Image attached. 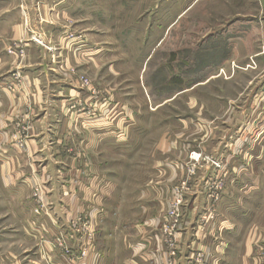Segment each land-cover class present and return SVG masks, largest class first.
I'll return each instance as SVG.
<instances>
[{
    "label": "crops",
    "instance_id": "obj_1",
    "mask_svg": "<svg viewBox=\"0 0 264 264\" xmlns=\"http://www.w3.org/2000/svg\"><path fill=\"white\" fill-rule=\"evenodd\" d=\"M86 1L0 0V264H71L54 248V238L66 234L76 248L69 221L88 212L97 223L109 214L105 209L111 204L116 185L109 173L101 171L96 159L100 147L113 148V125L109 126L104 118L92 120L83 111L93 103L105 115L102 102L114 99L89 96L78 85L69 83L52 63L54 55L62 57L58 58L62 67L68 64L65 56L84 65L93 60L92 47L81 53L84 37L73 29L74 39L66 41L70 28L62 25L71 18L77 24ZM216 2L220 0H208L203 5ZM255 23L264 28L263 18ZM44 29L51 31L46 41L53 48L50 53L30 44L21 64L16 56L5 53L11 42L27 40L29 33L38 34ZM238 56L237 64L246 65L247 59ZM225 61L224 56L204 65V69ZM251 71L253 98L238 101L236 117L247 139L241 136L240 143L231 146L225 134L235 128L226 126L218 133L216 144L210 137L202 143L201 151L222 161L228 172L217 206L219 221L226 223L207 237L196 238L195 223L205 205L204 187L212 177L210 167L203 166L189 200L188 227L182 233L178 253L175 258L165 255L155 222L161 217L169 189L182 175L181 163L195 150L165 149L160 154L165 160L159 159L154 165L156 175L164 177L154 178L149 190L141 194L153 197L156 213L150 221L133 228L128 225L118 232L100 230L95 242L101 255L97 264H189L191 249L210 253L217 264H264V54L253 55ZM234 72L233 79L237 80L243 71ZM181 80H170L168 83L173 84L162 89V94L185 86ZM117 103L127 109L124 103ZM220 103L215 102L217 106ZM249 103L250 108L253 105L252 114L242 110ZM34 186L46 194V213L38 210L32 198Z\"/></svg>",
    "mask_w": 264,
    "mask_h": 264
},
{
    "label": "rangeland",
    "instance_id": "obj_2",
    "mask_svg": "<svg viewBox=\"0 0 264 264\" xmlns=\"http://www.w3.org/2000/svg\"><path fill=\"white\" fill-rule=\"evenodd\" d=\"M173 1L174 4L169 5L170 0H95L94 4L87 0L77 24L71 18L62 25L70 28L66 41L74 39L73 29L84 37L81 53L92 47L93 60H87L84 65L65 56L66 67L59 64L61 56L54 55L52 60L69 83L80 85L81 78L87 79L92 87H97L96 98L107 95L114 99L113 148L100 147L96 162L104 174L109 173L116 190L109 208L105 209L109 214L96 223L94 244L100 230L118 232L128 225L133 228L152 219L157 211L154 199L141 194L149 190L154 178L164 177L156 175L154 168L156 161L165 160L160 155L162 150L195 149L181 163L182 175L169 189L161 217L155 222L159 243L168 258L176 257L182 233L188 227L189 200L200 180L199 170L203 166L210 167L201 162L193 169L189 155L196 152L217 159L201 151L202 143L210 137L211 143L216 144L218 133L226 126L236 130V134L233 129L225 134L231 146L240 143L241 136L247 139L236 120L237 105L240 99L253 98L249 82L253 75V55L264 54V28L255 23L257 19H264V0H220L206 5L203 2L208 0ZM23 21L25 23V18ZM47 33L51 31L29 33L27 40L19 39L6 46L5 53L16 56L19 64L25 59L30 44L50 53L53 48L46 42ZM257 37L261 40L257 41ZM238 55L247 59L246 65L237 64ZM224 56L225 62L204 69V65ZM79 65H82L80 70ZM237 70L243 72L234 80ZM170 77L183 79L185 86L162 94L168 84H173L168 83ZM117 102L124 103L127 109L121 111ZM215 102H221L220 106ZM242 110L252 114L253 105L250 108L249 103ZM211 171L214 178L215 172ZM184 182L187 187L181 191ZM210 186L207 183L204 187V209L195 223L197 239L207 237L212 231V222L202 220L206 212L211 209L219 215L217 206L222 191L214 193ZM177 192L181 199H177ZM81 215L90 217L88 212ZM170 216L180 218L174 238L169 236ZM59 236L61 234L54 240ZM67 237L69 242L73 241ZM204 252L191 249L189 264L198 253Z\"/></svg>",
    "mask_w": 264,
    "mask_h": 264
},
{
    "label": "built area",
    "instance_id": "obj_3",
    "mask_svg": "<svg viewBox=\"0 0 264 264\" xmlns=\"http://www.w3.org/2000/svg\"><path fill=\"white\" fill-rule=\"evenodd\" d=\"M8 52H11L9 50ZM16 81H20L19 77H15ZM79 87L86 91L89 96H96L97 90L95 87H92L91 83L84 78L79 80ZM105 107L107 113L102 115L103 110L101 108L98 109L97 104H89L87 108L83 111V114H86L90 119L99 121L101 118L106 120V123L109 126H112L115 123L114 119V106L112 102H109L107 99L102 102V107ZM119 108V107H116ZM121 111L122 108H119ZM118 109V110H119ZM122 133V132H121ZM189 159L196 168L201 162L209 165L213 172H215L214 178L207 182L211 184L210 190L214 193H217L219 190L222 191L224 187V178L227 175V171L225 170V165L222 161L218 159H214L212 157H205L200 153L192 152L189 155ZM186 183L181 184V191L186 189ZM177 190V189H176ZM176 193V192H175ZM32 198L34 202L39 206L40 210L43 213H46L49 209V203L46 200V194L41 191L39 186H34L32 189ZM177 199H181L180 192H177ZM172 222V227L170 229L169 236L170 238H174L175 231L177 230V226L180 224V218L178 216H170L168 218ZM220 217L217 216L215 211L208 210L206 214L203 216L202 220H207L209 223L212 222L211 230L217 231L221 227L223 221H219ZM70 227L75 234V241L77 243V247L74 248L72 243L69 242L68 235H61L54 240L53 246L57 251H59L71 264H97L101 259V255L95 249V235H96V221L92 217H88L87 215H79L76 219H72L70 222ZM75 249H77L75 251ZM175 248H173L174 251ZM92 255V257L88 260V258ZM88 260V261H87ZM90 261V262H89ZM191 264H217V260L212 258L210 253H198L196 258Z\"/></svg>",
    "mask_w": 264,
    "mask_h": 264
},
{
    "label": "trees",
    "instance_id": "obj_4",
    "mask_svg": "<svg viewBox=\"0 0 264 264\" xmlns=\"http://www.w3.org/2000/svg\"><path fill=\"white\" fill-rule=\"evenodd\" d=\"M171 80H172V81L175 80V82H177V80H178V82H180V83H181V81H182L181 79H176V78H173V79H171ZM180 83H179V84H180Z\"/></svg>",
    "mask_w": 264,
    "mask_h": 264
},
{
    "label": "bare ground",
    "instance_id": "obj_5",
    "mask_svg": "<svg viewBox=\"0 0 264 264\" xmlns=\"http://www.w3.org/2000/svg\"><path fill=\"white\" fill-rule=\"evenodd\" d=\"M122 8V7H121Z\"/></svg>",
    "mask_w": 264,
    "mask_h": 264
}]
</instances>
